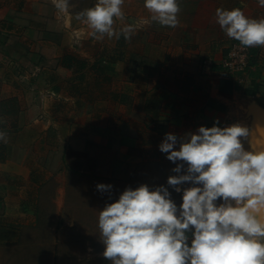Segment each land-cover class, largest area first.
I'll use <instances>...</instances> for the list:
<instances>
[{
	"label": "rangeland",
	"instance_id": "1",
	"mask_svg": "<svg viewBox=\"0 0 264 264\" xmlns=\"http://www.w3.org/2000/svg\"><path fill=\"white\" fill-rule=\"evenodd\" d=\"M177 2L180 12L176 27L161 26L151 19L147 22L145 17L149 19L151 14L138 5L134 11H123L124 19L114 23L117 31L127 24L140 23L128 47L111 67L115 76L110 91L120 93V101L99 97L93 105H82L80 109H104L113 120L117 134L127 135L130 130V136H142L145 141L152 140L156 146L160 145L166 133L179 136L177 133L185 130L182 129L185 124L179 122L181 117L201 122L207 118L204 111H212L215 121L220 119L219 112L223 113L224 125L242 122L256 126L257 120L246 109L201 107L206 106L214 95L221 74L242 73L227 71L222 66L230 45L239 42L228 38L216 23V9L240 8L249 18L263 19L264 7L258 0ZM96 3L97 0H68L64 16L67 19L71 17L73 26H79L81 20H77L76 15ZM116 40L106 35L103 38L92 35L83 41V47L90 51L91 60H94L113 54ZM202 42L207 44L206 49ZM249 49L251 59L254 53ZM213 65L222 66V69L214 70ZM187 83L191 88L189 93L182 88ZM152 100L154 102H150ZM177 106L178 109H171ZM152 129L158 134L151 139ZM149 146L153 147L130 148V156L126 160L119 157V149L116 155L94 144L89 145L83 155L75 157L71 151H65L61 162L53 164L64 176L66 191L59 195L49 187L47 192L41 193L43 200L38 203V220L33 225L21 227L18 239L0 243V264H111L102 256L104 245L99 236V211L106 204L117 201L126 187L135 189L141 184H148L150 188L159 185L169 187L167 177L175 174L171 171L175 164L167 160L166 154L160 159L146 156L142 160L131 158V155L147 154ZM100 183L111 184V194L97 191L96 185ZM169 191L179 205L182 194L174 192L171 187Z\"/></svg>",
	"mask_w": 264,
	"mask_h": 264
},
{
	"label": "clouds",
	"instance_id": "2",
	"mask_svg": "<svg viewBox=\"0 0 264 264\" xmlns=\"http://www.w3.org/2000/svg\"><path fill=\"white\" fill-rule=\"evenodd\" d=\"M64 12L68 0H53ZM124 0H97L76 15L103 38L130 40L140 22L119 31ZM264 7V0H258ZM150 19L161 26L179 24L177 0H144ZM216 23L243 48L264 46V19L240 8H217ZM264 129L242 122L199 126L183 136L166 133L159 150L175 164L167 185L126 187L117 201L99 211L102 256L111 264H264ZM0 140L7 142L0 132ZM247 145V147H246ZM187 185V186H185ZM111 194V184H97Z\"/></svg>",
	"mask_w": 264,
	"mask_h": 264
},
{
	"label": "crops",
	"instance_id": "3",
	"mask_svg": "<svg viewBox=\"0 0 264 264\" xmlns=\"http://www.w3.org/2000/svg\"><path fill=\"white\" fill-rule=\"evenodd\" d=\"M137 5L147 11L144 0H124L122 11H134ZM67 18L53 0H0V132L7 139L6 143L0 140V243L18 239L21 227L36 223L41 193L49 187L59 195L66 191L64 176L53 164L61 162L65 151L75 157L94 144L116 155L119 149V157L126 160L130 148L152 145L146 148L147 154L131 158L164 157L152 140L130 136L128 129L130 134H117L104 109L77 106L66 88L73 72L62 61L66 54L92 59L83 47L92 30L82 20L73 26L71 17ZM202 43L206 49L207 44ZM251 50L254 57L247 71L221 74L214 95L201 109H246L257 120L252 109L264 107V46ZM218 69L222 68L214 70ZM190 90L189 86L187 93ZM212 114L204 111L207 118L201 122L181 117L185 130L177 134L195 132L199 126L212 127ZM219 115L220 126H225L223 113ZM152 132L151 139L158 134Z\"/></svg>",
	"mask_w": 264,
	"mask_h": 264
},
{
	"label": "trees",
	"instance_id": "4",
	"mask_svg": "<svg viewBox=\"0 0 264 264\" xmlns=\"http://www.w3.org/2000/svg\"><path fill=\"white\" fill-rule=\"evenodd\" d=\"M130 41L125 40L124 36L121 35L116 40L113 54H104V57L94 60L72 54H66L63 57V65L73 72V77L67 85V90L77 100L78 106L93 105L97 98L100 99L99 97L102 99L109 98L112 101H120V93L110 91V85L115 76V72L111 67L118 61L119 54L128 47ZM252 61L253 58L250 59L249 66ZM212 68L217 69L222 68V66L213 65ZM189 86L187 83L182 88L188 90ZM96 92L99 93L97 94ZM150 102H154V100ZM149 109L153 110V107Z\"/></svg>",
	"mask_w": 264,
	"mask_h": 264
},
{
	"label": "built area",
	"instance_id": "5",
	"mask_svg": "<svg viewBox=\"0 0 264 264\" xmlns=\"http://www.w3.org/2000/svg\"><path fill=\"white\" fill-rule=\"evenodd\" d=\"M251 51L233 42L228 48L227 57L223 61V68L232 72H244L249 66Z\"/></svg>",
	"mask_w": 264,
	"mask_h": 264
},
{
	"label": "water",
	"instance_id": "6",
	"mask_svg": "<svg viewBox=\"0 0 264 264\" xmlns=\"http://www.w3.org/2000/svg\"><path fill=\"white\" fill-rule=\"evenodd\" d=\"M256 107L257 109H252L257 115L256 126H260L262 129H264V107H260V106H256ZM258 138H264V137H259V134H257L255 139Z\"/></svg>",
	"mask_w": 264,
	"mask_h": 264
}]
</instances>
